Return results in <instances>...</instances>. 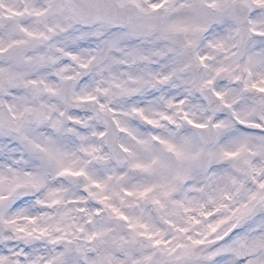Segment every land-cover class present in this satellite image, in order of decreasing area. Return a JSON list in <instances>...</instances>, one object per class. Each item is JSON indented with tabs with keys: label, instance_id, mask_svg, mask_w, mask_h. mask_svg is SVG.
<instances>
[{
	"label": "snow or ice",
	"instance_id": "obj_1",
	"mask_svg": "<svg viewBox=\"0 0 264 264\" xmlns=\"http://www.w3.org/2000/svg\"><path fill=\"white\" fill-rule=\"evenodd\" d=\"M262 12L264 0H0V224L24 241L0 247V264H264V51L248 48ZM224 26L208 46L229 53L214 72L238 87L213 89L227 119L198 121L162 93L185 57L208 67L187 50ZM113 96L126 106L101 100ZM168 125L184 134L151 131ZM50 173L87 195L67 198ZM33 197L54 211L31 214Z\"/></svg>",
	"mask_w": 264,
	"mask_h": 264
},
{
	"label": "clouds",
	"instance_id": "obj_2",
	"mask_svg": "<svg viewBox=\"0 0 264 264\" xmlns=\"http://www.w3.org/2000/svg\"><path fill=\"white\" fill-rule=\"evenodd\" d=\"M182 2V0H180ZM252 9H249V14L251 13ZM260 16L264 17V12L259 14ZM232 31L231 26H224V27H211L208 32L202 33L195 45L194 48H189L187 51L188 53L199 52L203 55H208L210 59L206 61L208 67H204L199 63H191L188 57H185L184 63L186 65L185 70L178 73L176 78L172 81L167 88L163 90L164 95L172 96L176 99H185L186 103L184 104V108L189 112L190 116L193 119L198 121H207L208 118L211 116L213 117V121H215L216 117H220L222 119L228 118L227 110L220 109L218 111H213L217 108L220 104V101L213 94V89L215 90H225L238 87V85L232 81L226 74L216 75L214 69L216 67L221 66L222 64L230 63L231 60L229 59V53H225L222 51H217L212 49L208 46V41L214 38H227ZM183 39V38H182ZM229 43H231L229 41ZM168 45L167 41L159 40L156 42L155 45L149 44L148 47H158V48H166ZM249 51L250 52H260L264 51V40H251L249 43ZM174 53L166 52L163 57H156L159 61V64H169V61L173 58ZM242 57L241 59H243ZM159 64L153 65L150 67H158ZM172 65L169 64V68ZM212 77H215V82L209 89L201 92L200 89L193 84V80L201 81L207 80ZM111 100V103L115 107H123L127 104V99L122 98L119 96H113L111 98L101 97V100ZM144 99V97H141ZM162 106V105H161ZM74 108L84 114L85 116H94V108L95 105L90 103H79L75 104ZM174 111V110H173ZM221 111L224 112V115L221 116ZM91 125L98 126L101 125L99 120L93 119ZM189 127L188 125H184L183 128ZM183 128H175L172 125H168L166 129H153L151 131H157L161 133H165L168 129L173 130L177 133V135L184 134ZM143 131V129H142ZM124 139H127L126 137ZM98 142V141H97ZM222 142V140H221ZM77 144L79 141L76 142ZM73 148L76 145H72ZM79 155L83 156V153H79ZM86 158V157H85ZM23 166V165H21ZM230 167V165H216L215 169H223ZM50 183L51 184H64L68 188L67 198H72L74 196H86L87 193L83 190V180H72V179H60L55 178L54 173H50ZM201 177L199 174L197 175V181H199ZM94 202L89 200L88 203L84 206L92 207ZM24 208L27 209L28 212L31 214H39L41 212H50L54 211L52 209H42L39 205L35 202V197L30 198L29 201L23 205ZM150 209V206H149ZM155 215V213H153ZM84 217L81 216L80 220H83ZM24 246V241L18 238V235L7 225L0 224V247L2 248H11V249H19L20 247ZM33 247H42V245H33Z\"/></svg>",
	"mask_w": 264,
	"mask_h": 264
}]
</instances>
